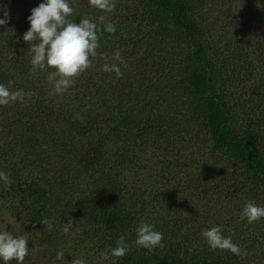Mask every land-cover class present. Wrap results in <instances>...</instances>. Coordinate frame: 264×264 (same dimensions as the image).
Returning <instances> with one entry per match:
<instances>
[{"label": "trees", "instance_id": "obj_1", "mask_svg": "<svg viewBox=\"0 0 264 264\" xmlns=\"http://www.w3.org/2000/svg\"><path fill=\"white\" fill-rule=\"evenodd\" d=\"M42 2L0 0V84L35 93L0 106V231L9 215L30 236L23 264H112L120 236L116 264H264V218H240L264 206V0H116L98 53L119 50L123 76L98 55L63 95L23 40ZM69 2L77 23L104 14ZM142 222L160 246L135 244ZM211 227L246 255L211 249Z\"/></svg>", "mask_w": 264, "mask_h": 264}, {"label": "clouds", "instance_id": "obj_2", "mask_svg": "<svg viewBox=\"0 0 264 264\" xmlns=\"http://www.w3.org/2000/svg\"><path fill=\"white\" fill-rule=\"evenodd\" d=\"M89 4L100 10L102 15L98 18L85 17L75 22L74 8L69 0H44L37 7L31 9L28 16L30 28L24 33L23 40L30 45L27 49L30 58L32 72L37 70L47 72V82L52 86L55 94L63 95L75 85L78 78L89 68L93 67V59L98 55L105 61L102 66L104 72H114L118 77L123 76L119 65L127 67V62L119 50L111 56L107 53H98L100 39L104 32L115 34L116 25L110 20L108 14H114L116 0H89ZM10 19L7 9L4 10V18L0 19V26L6 25ZM33 92H24L23 89L12 91L4 84H0V106H7L13 102H25L31 100ZM0 182L6 188H11V178L4 171H0ZM241 219H247L249 224L264 218V206L255 202H247L241 213ZM46 225L49 231L53 224L48 219L40 221ZM35 227V225H33ZM72 227L70 220L63 228L68 233ZM202 236L213 250H227L231 253L244 257L246 252L233 242L231 237H225L220 227H211L202 231ZM137 238L135 244L138 247L151 250L161 245L163 234L155 230V226L149 223H141L136 229ZM28 237L14 235L12 232L0 231V261L10 264L15 260L17 264H23L29 254ZM116 246L101 252L103 260L123 258L129 251V245L125 237L120 236L116 240ZM65 253L60 250L56 253V259L63 261ZM70 264H85L81 258L73 259Z\"/></svg>", "mask_w": 264, "mask_h": 264}, {"label": "rangeland", "instance_id": "obj_3", "mask_svg": "<svg viewBox=\"0 0 264 264\" xmlns=\"http://www.w3.org/2000/svg\"><path fill=\"white\" fill-rule=\"evenodd\" d=\"M6 226H5V230L12 232L14 235H25L28 237L29 241H28V246L30 249H32L34 251V254L36 256L39 255V251L37 249H34L33 247H31V238L28 234H26L23 229H21V227L16 224L15 220L13 218H11L9 215H6Z\"/></svg>", "mask_w": 264, "mask_h": 264}]
</instances>
